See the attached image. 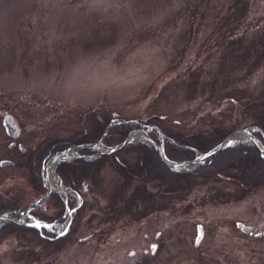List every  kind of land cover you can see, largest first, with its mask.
<instances>
[{
	"label": "rangeland",
	"instance_id": "rangeland-1",
	"mask_svg": "<svg viewBox=\"0 0 264 264\" xmlns=\"http://www.w3.org/2000/svg\"><path fill=\"white\" fill-rule=\"evenodd\" d=\"M263 92L264 0H0V117L10 113L18 127L17 135L11 136L0 119V160L12 161L0 164V197L22 207L41 197L44 190L27 183L23 161L41 143L68 141L89 132L92 112L113 119L168 116L180 122L153 125L157 142L150 139L164 155L167 129L183 135H204L218 125L230 131L258 130L247 105ZM109 135V143H102L107 147L117 144ZM128 139L138 142L142 135L132 130ZM11 140L23 150L8 147ZM255 141L264 148L263 142ZM238 142L247 140L231 135L227 145ZM74 145L68 153H78ZM119 154L128 160L139 155L136 149ZM220 171L222 175L209 182L216 187L214 195V189L203 184L176 198L173 210L139 220L127 215L115 219L107 208L106 195L121 176L107 163L100 169V182L96 179L101 174L93 172L84 177L85 184L78 183L80 195L60 184L53 171L50 192L62 200L70 197L74 204L68 210L64 206L62 221L33 219L27 224L61 235L81 204L79 222L59 243L39 242L29 233L37 250L30 259L11 257L13 250L1 241L0 262L264 264V173L259 182L240 186L236 167ZM144 182L148 189L155 188ZM246 188L250 189L238 193ZM44 205L56 210L47 198L33 207L44 211ZM0 213L18 219L8 210ZM236 221L249 225L252 234L240 231ZM6 222L10 221L0 219V225ZM197 224L203 233L193 245Z\"/></svg>",
	"mask_w": 264,
	"mask_h": 264
},
{
	"label": "trees",
	"instance_id": "trees-1",
	"mask_svg": "<svg viewBox=\"0 0 264 264\" xmlns=\"http://www.w3.org/2000/svg\"><path fill=\"white\" fill-rule=\"evenodd\" d=\"M259 98H252L248 103V107L252 110V115L255 117L254 124L258 130H251V134L264 143V92ZM93 113V112H92ZM90 114L88 124L90 131L72 140L54 142V140L47 141L45 144H39L32 149L30 157L27 161H23L24 167L27 169V183L34 187L37 191H42L41 181L39 178V167L43 159L56 150L64 149L71 144L89 143L96 141L102 133L103 127L113 117L107 115L101 116L97 114ZM119 117L118 119H121ZM137 118V117H136ZM144 127L147 128V134L155 142L157 131L153 127L155 124L174 122L168 116L160 117L158 115L149 116L145 119L137 118ZM178 122V121H177ZM180 124V122H178ZM175 123L173 125H178ZM133 127L130 123L115 122L111 123L102 138L103 144L109 143V134H113L115 143L121 141L126 135L127 131ZM231 129L229 127H222L220 125L212 127L206 134L201 135L199 132L191 134L177 132L174 130L163 131L166 137L163 140V152L166 158L174 161H182L184 159H191L195 156V149L197 152H205L213 145L218 143ZM262 143V144H263ZM264 145V144H263ZM136 149L138 156L130 160L122 158L120 151ZM94 149L78 148V153H92ZM104 163H107L114 171H118L120 181L113 189L107 193L106 206L111 210L113 218L117 219L122 215H127L131 220H139L144 216L158 212L163 209L173 210L175 208L174 201L176 198H183L186 193H189L195 187L197 189L204 188L202 185L210 189V180L221 176L220 169L224 167H236L240 172L237 179V184L243 186L249 185L251 182H259L260 173H264V157L258 150L248 142H238L233 145H226L218 151L211 154L201 164L192 169L184 171L169 170L164 163L159 159L154 149L141 142H128L118 150L109 154H100L90 159H72L69 161H60L55 164L53 170L58 177V181L63 185L72 187L79 195L81 192L78 189V183L85 184V176L87 174L95 173L100 175V169ZM258 170V171H257ZM135 178H140L138 182ZM168 179L166 181L165 179ZM102 180V174L96 181ZM135 182L132 183V181ZM152 184L155 188L148 189L145 182ZM245 182V183H244ZM210 186V187H209ZM216 193V187H212ZM250 188L240 189L238 193L247 191ZM220 190V188L218 189ZM238 191V190H237ZM238 193H235L237 195ZM242 195V194H239ZM49 199L56 206L53 212H44L41 218L45 222L61 221V216L64 204L55 192L49 194ZM83 200V199H82ZM14 203L5 197H0V211L6 207L12 206ZM74 203L70 197L66 198L65 205L71 208ZM82 205L79 204L73 210V213L68 222L66 231L55 236L50 231L37 230L36 228L22 223L16 224L6 222L0 225V242L6 241L7 246L12 251L11 257H20L21 259H30L34 256L37 250L34 249L32 242H29V233H33L34 238L46 244L59 243L64 239L69 238V232L75 228L79 222L77 211ZM9 235L7 239L5 236ZM1 264V262H0Z\"/></svg>",
	"mask_w": 264,
	"mask_h": 264
},
{
	"label": "water",
	"instance_id": "water-1",
	"mask_svg": "<svg viewBox=\"0 0 264 264\" xmlns=\"http://www.w3.org/2000/svg\"><path fill=\"white\" fill-rule=\"evenodd\" d=\"M130 121L134 122L135 124H137L138 126L133 127L131 129H129L126 133V135L124 136V138L119 141L117 144L112 145V146H104L101 142V139L104 136V133L107 129V127L111 124V123H115V122H124V123H130ZM1 124L3 125V128L5 130V132L11 136H16L18 133V127L16 126V124L12 121V116L10 113L8 112H4L1 116ZM143 124L135 119H110L106 125L103 127L102 133L100 134L99 138L96 141L93 142H89L86 144H75L74 146L77 148H88V149H94L97 146H101L102 149L98 150V151H94L92 153H76V154H70L67 152L68 147H65L64 149L58 150L53 152L50 155H47L45 160L43 161V164L40 168V172H39V176H40V181H41V185L43 187V195L41 197H39L38 199H35L33 202H31L22 212H27V210L33 208V206L39 205L42 203L43 200H45L49 194V192L51 191L50 189L47 188V183H46V177H45V166L47 164V162L51 161L53 163V167L56 163L60 162V161H67V160H72V159H86V158H93L95 156H98L100 154H109L112 153L113 151L117 150L118 148L124 146L125 144H127L129 141L128 137H129V133L132 130H136L138 131L141 135H142V140L138 141L141 142L147 146H151L155 153L157 154V156L159 157V159L162 161V163H164L168 169L170 170H183L185 166H189V165H199L200 163H202L206 158H208L211 154H213L214 152L218 151L219 149L223 148L225 145H227V141L229 139V137L231 135H233L234 133H238V132H242L244 134L245 139L247 140V142H249L250 144H252L259 153H264V148L260 147L257 142L255 141L256 138L251 134V132L249 130H247L246 128H238L235 129L234 131H230L229 133H227L217 144H215L214 146H212L210 149H208L206 152L204 153H199L197 154L195 157L189 159V160H184V161H180V162H174V161H169L167 160L161 149L150 139V137L148 136L145 128L142 127ZM137 142V141H135ZM133 143V142H131ZM7 160H0V164L1 163H5ZM9 162V161H7ZM0 219L2 220H7V221H15V222H21V219H12L10 217L4 216L3 213H0ZM22 224H26L25 222H21ZM235 226L243 232H247L252 234V231L250 230V226L246 225L244 223H241L239 221L235 222ZM38 229V228H37ZM203 233V229L202 226L197 224L196 225V232L195 235L193 237V245H197L198 242L201 239ZM262 233H264V230L262 231ZM259 232H255L254 235H259ZM155 244L151 243L149 245V252L153 253Z\"/></svg>",
	"mask_w": 264,
	"mask_h": 264
},
{
	"label": "flooded vegetation",
	"instance_id": "flooded-vegetation-1",
	"mask_svg": "<svg viewBox=\"0 0 264 264\" xmlns=\"http://www.w3.org/2000/svg\"><path fill=\"white\" fill-rule=\"evenodd\" d=\"M4 112H2L1 113V116H2V114H3ZM0 119H1V117H0ZM7 146L8 147H13V146H16L20 151H22L23 150V148H22V146L20 145V143H17V142H14L13 140H11V141H9L8 142V144H7ZM94 151H96L95 149H94ZM98 151V150H97ZM77 152H78V149H77ZM43 161H44V159H43ZM43 161H42V163H41V166H42V164H43ZM67 161H69V160H67ZM12 163V161L11 162H7L6 164H11ZM41 166L39 167V172H40V168H41ZM54 168V167H53ZM54 171V170H53ZM57 176V175H56ZM39 178H40V176H39ZM60 183V182H59ZM61 184V183H60ZM42 186V185H41ZM43 188V187H42ZM53 190V189H52ZM51 193V192H50ZM49 193V194H50ZM49 194H48V196H47V201H49V202H51L52 203V201L49 199ZM59 198H60V196H59ZM61 199V198H60ZM8 200L9 201H11V202H13L14 204L12 205V206H10V207H6V208H4V209H2V211H5V210H8L9 211V213H14V215L18 218V219H23V221H25V223L26 224H24V225H28V226H31V225H29V224H27V221L28 220H38V221H43L42 220V218L40 217L41 216V214L42 213H44V212H53L52 211V208H50V207H47L46 205H44V207L42 208V210H44V211H41V210H38V209H35L36 208V206H35V208L33 207V208H31V209H29V210H27V212H22L26 207H27V204L24 206V207H22L21 205H18L17 203H16V201H12L10 198H8ZM61 201H62V203L64 204V206L66 207L65 209H67L68 210V207L65 205V201H66V199L65 200H62L61 199ZM38 208V207H37ZM41 209V208H40ZM63 212H64V209H63ZM63 212H62V214H61V216L64 218V214H63ZM7 216H8V213H7ZM8 217H11V216H8ZM11 218H14V217H11ZM15 219V218H14ZM65 219V218H64ZM64 219H62V220H64ZM61 220V221H62ZM68 219H66V221H67ZM11 222V221H10ZM22 222V221H21ZM43 222H45V221H43ZM56 222H58V221H54V222H51V223H56ZM12 223H15V222H12ZM43 230H46L45 228H42ZM38 230H41V227L38 229ZM46 231H50V230H46ZM51 232V231H50ZM58 234H55V236H57Z\"/></svg>",
	"mask_w": 264,
	"mask_h": 264
},
{
	"label": "bare ground",
	"instance_id": "bare-ground-1",
	"mask_svg": "<svg viewBox=\"0 0 264 264\" xmlns=\"http://www.w3.org/2000/svg\"><path fill=\"white\" fill-rule=\"evenodd\" d=\"M133 135L135 137H138V133H133ZM236 138H240V139H244V134L242 132H238V133H234L232 135V139H236ZM53 163L51 161L47 162L46 166H45V177H46V183H47V188L52 190L54 188L53 186ZM59 186V190L62 191L63 193L66 192L67 188L62 187L61 185L57 184ZM7 216V214H5Z\"/></svg>",
	"mask_w": 264,
	"mask_h": 264
},
{
	"label": "snow or ice",
	"instance_id": "snow-or-ice-1",
	"mask_svg": "<svg viewBox=\"0 0 264 264\" xmlns=\"http://www.w3.org/2000/svg\"><path fill=\"white\" fill-rule=\"evenodd\" d=\"M40 225L39 224H37V227H39Z\"/></svg>",
	"mask_w": 264,
	"mask_h": 264
}]
</instances>
